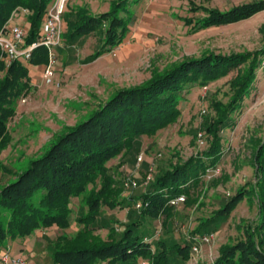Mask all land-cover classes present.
Instances as JSON below:
<instances>
[{"label":"trees","instance_id":"1","mask_svg":"<svg viewBox=\"0 0 264 264\" xmlns=\"http://www.w3.org/2000/svg\"><path fill=\"white\" fill-rule=\"evenodd\" d=\"M52 1L0 0V32L15 13L25 10L29 23L25 43L35 42ZM131 1L113 0L108 11L98 15H91L86 7L69 9L68 3L62 17V43L71 46L95 35L98 46L82 63L96 60L117 46L129 31ZM186 1L188 11L197 16L180 19L192 32L236 24L264 11V0H251L223 10L205 7L194 0ZM260 31L264 33V24ZM47 62L44 47L33 50L29 63ZM263 62L264 44L254 51L228 55L208 51L200 57L154 66L148 79L118 89L106 101L99 102L85 119L55 134L42 155L15 173L4 165L1 154L11 142L8 122L16 114L15 103L29 89L28 68L15 61L5 69L0 60L3 72L0 78V175L13 174L15 178L0 189V254L8 250L5 244L77 226L73 236L62 234L54 241L49 264H139L145 259L151 260V264L188 262L191 257L189 239L181 243L171 240L170 236L152 240L149 228L144 225L147 220L171 214L169 201L176 197L183 196L187 206L202 205L199 199L203 192L197 191L203 183L202 177L219 163L223 132L233 125L234 115L249 97ZM230 74L233 76L228 82V101L212 99V114L204 117L200 127L208 143L207 149L185 162L176 154L177 161L160 168L143 194L124 197L123 185L117 178L119 165L110 164L111 161L138 151L141 137H153L159 130L174 124L180 117L179 105L187 89L206 87ZM193 139H198L197 133ZM250 143L255 181L236 190L234 196L209 217L200 218L191 231L192 241L199 235H210L240 202H256L255 219L241 220L237 228L242 237L232 244L221 245L213 264H264V136L253 138ZM217 181L213 179L211 183L217 185ZM135 202L142 205L140 210L136 209ZM80 203L83 206L77 212ZM117 208H126L125 222L106 216L107 210ZM98 229H106V235L97 234Z\"/></svg>","mask_w":264,"mask_h":264},{"label":"rangeland","instance_id":"2","mask_svg":"<svg viewBox=\"0 0 264 264\" xmlns=\"http://www.w3.org/2000/svg\"><path fill=\"white\" fill-rule=\"evenodd\" d=\"M111 1L113 0H71L69 3L73 7L87 6L93 15L98 10L109 9ZM194 1L208 8L223 10L251 0ZM129 6V31L117 46L89 63L82 61L97 48V36H92L90 40L81 39L75 45L61 48L56 57V79L59 87L45 85L41 79L36 82V96L31 95L29 102L24 105L20 102L25 97L24 94L17 99L16 114L8 122L11 142L1 154L4 165L12 171L18 172L30 160L42 155L55 134L60 133L64 127L73 126L85 119L90 109L99 102L106 101L116 90L140 84L148 79L154 66L163 67L186 57H200L208 51L226 55L254 51L264 44V33L260 31L264 24V11L236 24L192 32V28L180 19L197 16L188 11L186 0H132ZM15 18L19 19L20 15ZM2 76L3 72L0 70V78ZM232 76L230 74L206 87L193 86L187 89L179 105L180 117L174 124L159 130L153 137H141L138 151L118 156L111 161L110 164L119 165L117 178L123 185L124 197H139L146 191L148 184L145 183L151 169L154 178L160 168H167L178 157L185 162L197 152L207 149L208 143L203 138L200 127L204 117L212 114V99L228 101L226 94ZM196 133L198 139L195 140L193 135ZM263 136L264 62L256 73L249 97L234 115L233 125L223 132V153L219 163L202 177L203 183L197 189L203 192L199 199L202 205L195 203L187 206L184 198L182 203L172 206L171 214L147 220L144 227L149 228L151 239L170 236L171 240L178 243L189 239L191 257L185 264H213L219 256L221 245L232 244L242 237L237 228L241 220L255 219L256 202H240L217 231L205 235L210 237V242L199 245L197 253L192 250L198 244L192 241L191 231L200 218L209 217L214 210L229 201L236 190L255 181L250 140ZM140 155L143 160L138 163L137 158ZM14 179L13 174L0 175V189ZM213 179L218 180L217 185L211 183ZM128 180L136 182L135 189H125L124 183ZM74 204L77 205L76 202ZM82 206L83 203H80L77 212ZM106 212L107 217H115L120 223L127 219L126 208ZM78 228L74 226L67 231L35 234L27 240L5 246L13 257L15 256L12 251L16 248L25 264H49L50 248L57 237L62 234L73 236ZM96 233L105 236L107 230L98 229ZM199 236L201 238L202 235ZM142 261L140 264H151L149 259Z\"/></svg>","mask_w":264,"mask_h":264},{"label":"built area","instance_id":"3","mask_svg":"<svg viewBox=\"0 0 264 264\" xmlns=\"http://www.w3.org/2000/svg\"><path fill=\"white\" fill-rule=\"evenodd\" d=\"M71 0H53L48 8L39 38L26 45L25 40L27 37V30L20 25H9L2 32H0V60L3 63L5 69L15 62L19 61L22 63L30 62L32 58V52L38 47H44L47 50L48 62L45 65L43 72V82L45 85H54L59 87V83L56 79V48L62 45V17L66 9V5ZM20 13L26 14L25 10ZM18 13L13 15V18ZM22 104L27 102V97L21 98ZM143 156L140 155L137 158L138 163L142 162ZM153 169H151L149 176L147 177L145 185L149 184L153 180ZM125 189H135L137 186L136 182L128 180L124 183ZM184 201L183 196L176 197L169 201L171 206H176ZM136 209H141V204L137 203ZM194 241L198 246H194L192 250L198 252L199 245L202 243H209L210 237H196ZM200 248V247H199ZM143 262V261H142ZM0 264H25L24 259L21 257H13L8 250L0 254ZM140 264V263H139Z\"/></svg>","mask_w":264,"mask_h":264},{"label":"crops","instance_id":"4","mask_svg":"<svg viewBox=\"0 0 264 264\" xmlns=\"http://www.w3.org/2000/svg\"><path fill=\"white\" fill-rule=\"evenodd\" d=\"M76 7H86L87 8V6H76ZM76 7H73L72 4L69 5V9H73V8H76ZM95 11H96V8H95ZM107 11H108V9L107 10L104 9L102 11L98 10V11H96L94 13L92 12V13H93V15H98V14H101V13H104V12H107ZM18 15H20V18L16 19L14 17L13 19H11L12 21H10L9 25H12V24L20 25V26H22L23 28H25L28 31L29 23H28L27 15L23 14V13H20V12L16 15V17ZM42 25H41V28H42ZM91 37L92 36H88L87 39L90 40ZM68 47L69 46H66L65 43H62V45L60 47L56 48V50H55L56 56H58V53L61 50V48H68ZM24 64H26V67L28 68V86H29L28 92H26L24 95L27 96V100H28L27 102H29L30 98H31V95H35L36 96V89H38V85L36 84V82L37 81H41V79H43V72H44L46 64L34 65V64L29 63V62L28 63H24ZM31 101H32V99H31ZM24 104H26V103H24ZM32 105L36 106V103L32 102ZM46 234H50V232H47ZM36 235H38V234H36ZM19 242H17V243H19ZM11 244H12V242H11ZM12 254L15 257H20V254L16 252V248L13 249Z\"/></svg>","mask_w":264,"mask_h":264}]
</instances>
